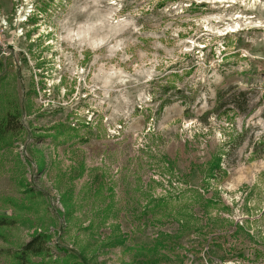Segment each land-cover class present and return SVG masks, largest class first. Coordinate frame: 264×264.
Instances as JSON below:
<instances>
[{
	"label": "rangeland",
	"instance_id": "374dc122",
	"mask_svg": "<svg viewBox=\"0 0 264 264\" xmlns=\"http://www.w3.org/2000/svg\"><path fill=\"white\" fill-rule=\"evenodd\" d=\"M6 114L0 264H264V0H0Z\"/></svg>",
	"mask_w": 264,
	"mask_h": 264
},
{
	"label": "trees",
	"instance_id": "16d2710c",
	"mask_svg": "<svg viewBox=\"0 0 264 264\" xmlns=\"http://www.w3.org/2000/svg\"><path fill=\"white\" fill-rule=\"evenodd\" d=\"M226 90H220L216 94L214 111L219 112L223 107H227V111H237L239 113H245L249 105V97L246 92L239 91L235 94L230 95L228 98ZM239 97L242 98V102L239 100ZM224 111V110H223ZM8 115L6 114L3 121L0 123V133L5 132L8 127ZM223 154L227 152L223 151ZM222 157L220 154L219 160L216 163L215 167L221 169V163L219 161ZM255 157V156H254ZM221 162V161H220ZM8 219L7 215L0 217V226L7 225L6 220ZM51 241V237L43 232L35 233L32 235L30 240L23 244L15 252H11V257L15 264H46L44 258L50 256V247L48 244ZM165 249L166 247L163 246ZM40 259V260H36Z\"/></svg>",
	"mask_w": 264,
	"mask_h": 264
}]
</instances>
